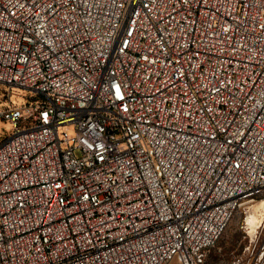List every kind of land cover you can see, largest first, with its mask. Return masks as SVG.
I'll return each mask as SVG.
<instances>
[{
  "label": "built area",
  "instance_id": "2783aa9c",
  "mask_svg": "<svg viewBox=\"0 0 264 264\" xmlns=\"http://www.w3.org/2000/svg\"><path fill=\"white\" fill-rule=\"evenodd\" d=\"M0 83V264H203L264 191V0H0Z\"/></svg>",
  "mask_w": 264,
  "mask_h": 264
},
{
  "label": "rangeland",
  "instance_id": "374dc122",
  "mask_svg": "<svg viewBox=\"0 0 264 264\" xmlns=\"http://www.w3.org/2000/svg\"><path fill=\"white\" fill-rule=\"evenodd\" d=\"M35 97L30 91L0 83V111L31 101ZM10 131V123L0 118V141L4 140ZM263 202L264 191L247 201L237 211L220 240L207 252L203 264H264V257H260L264 251V212L257 214H261L258 216L260 222L254 229L249 227L248 221L253 208ZM167 264L179 263L172 260Z\"/></svg>",
  "mask_w": 264,
  "mask_h": 264
},
{
  "label": "bare ground",
  "instance_id": "6f19581e",
  "mask_svg": "<svg viewBox=\"0 0 264 264\" xmlns=\"http://www.w3.org/2000/svg\"><path fill=\"white\" fill-rule=\"evenodd\" d=\"M259 212H261V213L264 212V202L261 203V204L260 203L257 204V206H255L253 208V212L248 217L249 218L248 221H249V225H250L249 227H251L252 229H254L255 227H257L258 224H259V222H260V220L258 219V216L260 217L261 214L260 215H257Z\"/></svg>",
  "mask_w": 264,
  "mask_h": 264
}]
</instances>
